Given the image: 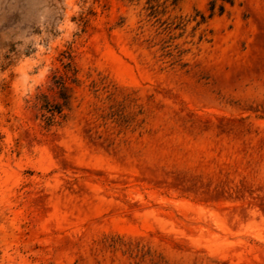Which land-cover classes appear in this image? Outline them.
Returning a JSON list of instances; mask_svg holds the SVG:
<instances>
[{
    "label": "rangeland",
    "instance_id": "rangeland-1",
    "mask_svg": "<svg viewBox=\"0 0 264 264\" xmlns=\"http://www.w3.org/2000/svg\"><path fill=\"white\" fill-rule=\"evenodd\" d=\"M171 1L0 0V264H264V0Z\"/></svg>",
    "mask_w": 264,
    "mask_h": 264
},
{
    "label": "trees",
    "instance_id": "trees-1",
    "mask_svg": "<svg viewBox=\"0 0 264 264\" xmlns=\"http://www.w3.org/2000/svg\"><path fill=\"white\" fill-rule=\"evenodd\" d=\"M177 0H172L171 2L176 3ZM215 4V0H213L211 4V8H213ZM222 9V5L220 6ZM56 86L58 89V96L60 100L56 101H51L48 97L47 94L44 92H39L35 96V100L33 102V105H36L38 102L41 103V107L46 108V110L49 111V115L47 116L49 121H54L56 120L55 118L57 116H62V109L63 106L67 104L68 99L70 97L69 94V86L66 84V81L63 76L57 75L56 73L53 74L52 76V81H51V87Z\"/></svg>",
    "mask_w": 264,
    "mask_h": 264
}]
</instances>
